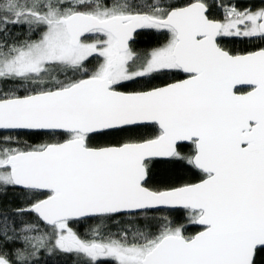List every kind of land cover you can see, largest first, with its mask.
Returning a JSON list of instances; mask_svg holds the SVG:
<instances>
[{
	"label": "snow or ice",
	"instance_id": "snow-or-ice-1",
	"mask_svg": "<svg viewBox=\"0 0 264 264\" xmlns=\"http://www.w3.org/2000/svg\"><path fill=\"white\" fill-rule=\"evenodd\" d=\"M61 257L264 264V0H0V264Z\"/></svg>",
	"mask_w": 264,
	"mask_h": 264
},
{
	"label": "trees",
	"instance_id": "trees-1",
	"mask_svg": "<svg viewBox=\"0 0 264 264\" xmlns=\"http://www.w3.org/2000/svg\"><path fill=\"white\" fill-rule=\"evenodd\" d=\"M211 3L212 0H209ZM229 2L238 4L239 6L243 7L250 3H255L257 5L260 4V0H215V3L217 5L220 4H228ZM222 9L217 7L215 11V15L217 18L222 16ZM165 42V36L162 33L156 32L154 30H142L138 35L134 37V41L132 43V47L138 51V52H144L151 50L154 47L160 46L162 43ZM224 46L230 50L233 51H240L244 49L251 50L252 48L257 46L258 42H240V41H224ZM177 79L183 78L182 75L177 76ZM15 135V133H13ZM19 139L21 142L27 141L30 144H39L42 142H45L48 138L47 137H36V136H26V135H20ZM100 141H94V143H98ZM185 179L191 180L193 182L198 180V176H194L191 174H182ZM8 199L11 200L10 210L14 209L16 205L22 203V199L16 198L13 196H10ZM158 220L163 219L164 217H167L171 220H173L177 224H184L186 228L187 235L194 234L196 231H199L200 229L196 227L195 225H190L187 223L186 218L182 215L180 211L177 210H162V211H155L152 213ZM30 219L31 217H20V219ZM128 217L120 218L117 217L114 221H108L104 222V224L101 226L102 230L107 232H118L121 228L124 227H131V225H128L126 221L128 220ZM96 226V222L85 220L80 223L74 224V229L80 233L82 236H88L90 235V229L92 227ZM61 264H76L75 261H73L69 257H61Z\"/></svg>",
	"mask_w": 264,
	"mask_h": 264
},
{
	"label": "water",
	"instance_id": "water-1",
	"mask_svg": "<svg viewBox=\"0 0 264 264\" xmlns=\"http://www.w3.org/2000/svg\"><path fill=\"white\" fill-rule=\"evenodd\" d=\"M163 210H169V209H163ZM162 211V210H161ZM196 227H198L199 228V226H196Z\"/></svg>",
	"mask_w": 264,
	"mask_h": 264
}]
</instances>
